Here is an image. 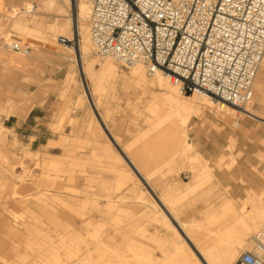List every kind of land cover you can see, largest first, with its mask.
I'll use <instances>...</instances> for the list:
<instances>
[{
    "label": "rangeland",
    "instance_id": "374dc122",
    "mask_svg": "<svg viewBox=\"0 0 264 264\" xmlns=\"http://www.w3.org/2000/svg\"><path fill=\"white\" fill-rule=\"evenodd\" d=\"M3 1L13 11L0 9V222L7 217L23 233L0 225V264L54 263L34 242V233L25 231L27 223L55 241L45 246L60 254L57 264H182L183 256L176 250L181 229L172 225V216L182 220L197 247L210 249L233 241L228 232L215 234L228 220L210 217L228 199L239 210L248 196H264V89L253 99L252 84L248 113L233 106L220 108L207 98L188 99L199 102L201 110L182 111L185 141L194 146L183 150L179 141L176 149L175 140L183 133L173 111L161 121L166 105L154 75L144 67V80L137 85L130 78L131 66L112 56L94 55L88 15L78 22L79 37L87 44L78 62L76 50L56 41L58 35L71 36L72 7L66 33L49 30L44 39L12 23L30 4L43 11L34 18L46 24L65 21L55 16V7L40 9L39 0ZM20 14L33 25V12ZM12 41L29 45V53L12 51L6 45ZM10 57L23 63L11 62ZM109 60L116 62L115 71L102 68ZM84 65L90 67L85 74L80 72ZM169 93L174 99L194 94L181 95L174 85ZM103 123L119 145L134 154L148 183L132 172ZM196 154L209 165L204 168ZM205 172L212 176L206 178ZM263 220L242 230L246 242H234L239 246L237 257L252 248V236ZM210 234L217 239L213 245ZM179 246L188 250L191 264H201L192 243Z\"/></svg>",
    "mask_w": 264,
    "mask_h": 264
},
{
    "label": "built area",
    "instance_id": "2783aa9c",
    "mask_svg": "<svg viewBox=\"0 0 264 264\" xmlns=\"http://www.w3.org/2000/svg\"><path fill=\"white\" fill-rule=\"evenodd\" d=\"M90 5L94 55L160 70L182 94L204 91L235 108L249 100L264 55V0H91ZM56 41L78 44L73 35H58ZM6 45L22 55L30 51L19 42ZM236 264H264V222Z\"/></svg>",
    "mask_w": 264,
    "mask_h": 264
},
{
    "label": "crops",
    "instance_id": "0c3cea01",
    "mask_svg": "<svg viewBox=\"0 0 264 264\" xmlns=\"http://www.w3.org/2000/svg\"><path fill=\"white\" fill-rule=\"evenodd\" d=\"M12 1L10 0V3ZM39 8H44L46 6H53L55 7V16H60L65 18V21H59V22H54L49 24H46L47 22L45 21V19L43 18H34V14H38V13H43V11L37 10V8L32 9L31 12H33V25L29 24V21L26 17H24L23 15L20 14L21 13H27V9L24 11H19V13H17V17L15 18V20L13 21L12 25L13 27H15L16 29L22 31L23 33H26L30 36L33 37H41L44 39H47V31L51 30V31H62L64 33H66L67 29H68V25L71 23L72 24V18L69 17V11H71V7L72 10L75 11V14L72 15L74 18V25L77 27V30L79 28V21H84L85 19L80 18L79 16V9H78V3L79 0H39ZM30 4V3H28ZM30 6H32L30 4ZM27 8V7H25ZM0 9H4L5 11H13L9 10L7 5L5 6V3L3 0H0ZM87 46L86 43L80 42L78 49L76 50V59L77 61H82V52L81 50L83 48H85ZM69 48V47H67ZM10 61L11 62H15L18 64H22L23 63V59L17 58V57H10ZM115 61L109 60L105 63L102 64V68L106 69V68H110L111 70L115 71ZM90 71V67L89 66H81L80 67V72L85 74L87 72ZM152 76V75H151ZM153 77V76H152ZM130 78L138 85L139 82L144 80V70L143 72H138V70H135L133 67H131L130 70ZM258 82H259V87L256 91V96L255 99L259 97V94H262V91L264 89V69H262V71L260 72V77L258 78ZM153 83L158 87V89L161 90V99L162 101L165 102V109H164V114H162L161 117V121H163L166 117H168L170 114L168 113L169 108L168 105L165 101V99L167 98L168 95H170L169 91L161 86L158 85V83L154 80L153 78ZM87 91V90H86ZM90 104L96 108V104L95 101H93L92 99H90ZM151 106L154 105V103L150 104ZM150 110L154 111V108H151ZM192 112V111H191ZM255 114L257 115L256 111H254ZM97 115L102 119L101 114L99 113V111H97ZM258 116V115H257ZM259 117V116H258ZM261 118V117H260ZM64 118L63 116H61L59 118V122L60 124H64L62 122ZM264 120V118H262ZM176 120H177V126L179 125V129L182 128V126L179 123L178 117L176 116ZM103 129L110 134V140H112V142L114 144H116L119 148L120 151V155L123 158V160L130 166V169L132 170V172L136 173L138 175V177L144 181L145 183H148L147 179V174L142 172V167L141 165H139L137 163V160L135 157H133L132 155H134L132 152H129L126 148L122 147L121 145H119V141L117 139V137L115 135L112 134L111 129H109V127L103 123ZM185 126V125H184ZM184 128V127H183ZM186 128V126H185ZM178 139V138H177ZM175 140V148L177 149V144L179 142L178 140ZM184 144V143H183ZM183 150H185V145L183 146ZM132 154V155H131ZM197 157L199 159H201L203 161V167L205 168L206 166L209 165V162L205 159H203L199 154H196ZM203 170V168H202ZM206 174V178H210L209 174L207 172H205ZM201 175V174H200ZM200 175H197V178L200 180L201 177ZM198 181V180H197ZM152 193L153 189L151 188ZM156 200L160 203V206L162 207V209L164 211H166V213H169V210L167 209V207L165 206V204L163 203V201L161 200V198L159 196L156 195ZM242 209H244V213H245V217L247 218L248 223L253 226L255 224H257L260 221V217L255 214V212H253V209L257 210L260 212L261 215H264V196L258 195L256 197H251L248 196L246 199H244L240 205V209H235V207L233 206V203L231 202V199L226 200L225 202L222 203L220 209L218 210V212L216 214H213L210 219H220L222 218L224 221H227L226 223H224L222 225V229L215 232V234H225V233H230L233 234V238H238V237H242V229H241V225H240V218L243 215V211ZM171 216V215H170ZM173 219V216H172ZM182 221V220H181ZM0 225L2 227H8L10 230V232H15V234H19V233H23L21 232V230H18L19 227H14L9 220L6 218H3L0 222ZM176 229H178V226L175 225V222L172 224ZM26 229V232L29 231V233H34V238H35V243L38 244V246L40 248H43V250H45V253L47 255L48 258H50L52 260V264H57L60 263L61 261V257L60 254L57 252V250H55V248H53V246H51L50 248H47L45 246V244H50L53 245L54 244V240L50 239V238H43L44 236H42L44 233L42 232V230H34L33 226H29V224H24L23 225ZM25 232V233H26ZM24 233V234H25ZM180 233H182V230H177V244H176V250L179 254H181L183 256V262L182 264H191L192 263V259L189 258V254H188V250L184 247L178 248L180 247V243H179V236ZM29 237V235H27ZM217 241V239H215L214 237L211 236V234L209 235L208 238V242L213 245L215 244V242ZM61 244H65L64 240L59 241ZM192 250L195 249L194 245L192 244ZM180 250V251H179ZM77 251L76 250L72 253V256H76L77 255ZM71 257V256H70ZM165 257V255H164ZM163 257V259H164ZM167 260V259H165Z\"/></svg>",
    "mask_w": 264,
    "mask_h": 264
},
{
    "label": "bare ground",
    "instance_id": "6f19581e",
    "mask_svg": "<svg viewBox=\"0 0 264 264\" xmlns=\"http://www.w3.org/2000/svg\"><path fill=\"white\" fill-rule=\"evenodd\" d=\"M89 3H90V0H79L78 9H79L80 18L86 19L87 15L89 16V12H90ZM71 30H72L71 36H67V35H64V36H66L67 38H71L72 35H75V34L78 35V44L77 45H63V46L77 50L80 42L85 43V38L79 37V35L81 33L79 34V31L77 30V27L75 25L73 26V28ZM88 37H89V35H88ZM56 40H57V38H56ZM112 57L110 56L109 58H112ZM113 58L120 62V60L118 58H116V57H113ZM261 63H260L261 67L259 66L260 69L258 68L257 73H256L254 80H253V92H254L253 99H255V96H256L255 93L259 87L258 78L260 77V72L262 71V69H264V55H263V58L261 60ZM130 66L133 67L135 70H138V72H143L144 67H146L142 63H135V64H132ZM146 71L149 75H152V76L154 75L153 78L158 83L159 86H161V87L164 86L165 89H167L169 91L171 86L173 87V85H174L179 94L186 95V94H182L179 91L178 84H175L174 81L167 74H164L160 70H155L154 72H148L147 68H146ZM193 93H194L193 97L188 96L187 99H181V98L174 99V95H171V94L168 95L167 98L165 99L169 110L174 112L173 113L174 116L178 117L179 123L182 126L180 131L183 133V135L181 134L182 136L180 135V137L178 135V139L180 142L184 143L186 149H192L194 145L192 143L185 141L186 128L184 125L186 123V117H185V115L182 114V111L191 112V111L198 110L197 113L201 111L200 109H198L199 102H191L188 99L194 98V100H197L199 98H207V100L210 103H213V104L218 103L220 108H225V107L233 108V107H231L228 104H225L223 102H216L214 99H212L209 96V94L205 93L204 91H195ZM190 96H192V95H190ZM251 99H252V92H251V96H250L248 102H250ZM246 103L244 104L241 111H245L248 113L249 111L245 107ZM65 120L66 119H63L62 122L63 123L66 122ZM211 176H212V174H209V177H211ZM242 211H243V215L240 218L241 229L242 230H248L252 227H255L257 224L251 226L248 223L247 218L245 217L244 209H242ZM253 212H255V214H257L260 218L264 217V215H261L260 212L255 210V209H253ZM173 220H174L175 224L182 230V233H180V236L182 237V239L179 238V243H182L183 241H185V242L188 241L194 245L193 239L191 238L189 233L187 231H185L187 229H183L184 223L178 218L173 217ZM263 222H264V220L262 222H260L259 227L261 226V224ZM235 241L243 242L245 240L242 237H238V238H235L233 241L228 240V241L220 242L219 244L213 245L210 249H202L201 247H197L194 245L196 252L194 250H193V252L196 254V256L200 260L201 264H236L235 260L237 258L239 246L234 243Z\"/></svg>",
    "mask_w": 264,
    "mask_h": 264
}]
</instances>
